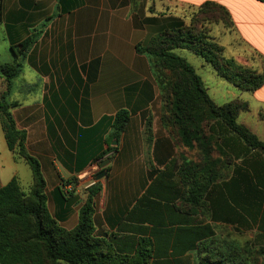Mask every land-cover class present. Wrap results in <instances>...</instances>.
Instances as JSON below:
<instances>
[{
	"label": "crops",
	"instance_id": "0c3cea01",
	"mask_svg": "<svg viewBox=\"0 0 264 264\" xmlns=\"http://www.w3.org/2000/svg\"><path fill=\"white\" fill-rule=\"evenodd\" d=\"M178 1L0 0V66L16 60L12 48L35 38L18 77L9 86L0 79V97L15 105L10 113L26 135V153L39 163L46 208L64 230L75 229L89 189L97 183L93 234L115 251H161L165 264H218L222 258L264 264V186L248 168L235 177L229 165L210 187V215L192 207L188 196L203 192L195 185L192 194L190 183L200 186L202 179L182 177L180 170L184 162L199 160L198 152L192 157L163 127L150 65L135 52L136 45L164 30L187 25L184 17L156 14L157 7L190 3L196 14L211 3L224 8L232 21L231 28L208 25V37L222 57L264 75V3ZM202 63L200 68L211 70L218 84L239 92L223 98L224 104H245L237 123L264 143V82L255 91H243ZM121 110L130 119L115 141L111 125ZM104 154L110 160L106 176L91 181L90 172ZM13 178L24 193L31 190L30 167L8 150L0 124V188Z\"/></svg>",
	"mask_w": 264,
	"mask_h": 264
},
{
	"label": "trees",
	"instance_id": "16d2710c",
	"mask_svg": "<svg viewBox=\"0 0 264 264\" xmlns=\"http://www.w3.org/2000/svg\"><path fill=\"white\" fill-rule=\"evenodd\" d=\"M256 1L264 3V0ZM207 8L215 10L213 15ZM212 22L232 27L230 15L224 8L206 3L194 14L190 24L178 23L152 37L147 44L135 47L137 54L147 58L158 87L163 127L182 146L198 152L199 160L184 162L180 175L202 179L200 186L193 181L190 185L192 194L197 185L203 196H188V201L192 207H201L204 215H210L211 211L210 187L222 179L221 169L229 165L234 166L235 177L241 176L243 167L248 168L251 178H259L260 185L264 186V143L237 123L238 114L246 105L239 100L216 105L194 68L173 52L176 49L191 51L238 89L251 92L258 89L264 75L222 57L221 48L208 37V25ZM34 43L32 37L12 48L16 60L0 66V79L7 86L21 73V61ZM12 107L15 105L0 97L2 132L8 150L30 167L33 185L24 193L13 178L0 188V264H165L161 251L140 249L133 254L121 253L94 236L93 199L100 190L97 183L89 189L75 229L66 231L58 225L46 208L45 183L39 163L26 153V135L16 129L10 113ZM129 119V113L124 110L116 113L111 125L113 140H119ZM147 128L149 136V124ZM110 151H116V147L107 153ZM237 161L239 164L234 163ZM218 264L242 263L222 258Z\"/></svg>",
	"mask_w": 264,
	"mask_h": 264
},
{
	"label": "rangeland",
	"instance_id": "374dc122",
	"mask_svg": "<svg viewBox=\"0 0 264 264\" xmlns=\"http://www.w3.org/2000/svg\"><path fill=\"white\" fill-rule=\"evenodd\" d=\"M175 3H178V0H173ZM195 5H192L190 3H186V5L181 6L179 8L178 6L171 5L170 8H163V7H157L154 12L158 15L162 14H172L180 17H184L186 24H190L192 21V18L194 16L193 12H195ZM207 11L211 15L215 12L214 9L207 8ZM196 25V24H195ZM176 55L186 60V62L191 65L198 74L205 80L206 88H207V94L208 96L213 99V101L221 106L225 103L227 97H231L232 94H238L239 92L234 89L233 87H230L225 82L223 83H217L215 79L213 78V73L211 70L207 69L205 72L203 69L200 68V65H203V59L196 56L194 53L188 50H182V49H176L173 51ZM202 63V64H201ZM204 66H207L204 64ZM208 67V66H207ZM210 68V67H209ZM224 84V85H223ZM192 157H195L197 155L196 151H191ZM23 183V182H22ZM23 185V184H22ZM23 189L26 190V188L23 186Z\"/></svg>",
	"mask_w": 264,
	"mask_h": 264
},
{
	"label": "water",
	"instance_id": "95a60500",
	"mask_svg": "<svg viewBox=\"0 0 264 264\" xmlns=\"http://www.w3.org/2000/svg\"><path fill=\"white\" fill-rule=\"evenodd\" d=\"M116 144V143H115ZM110 163V160L109 159H106V160H103L101 163H100V169H101V172L98 173L95 177H94V180L95 181H99L101 179H103L105 176H106V167L109 165Z\"/></svg>",
	"mask_w": 264,
	"mask_h": 264
},
{
	"label": "built area",
	"instance_id": "2783aa9c",
	"mask_svg": "<svg viewBox=\"0 0 264 264\" xmlns=\"http://www.w3.org/2000/svg\"><path fill=\"white\" fill-rule=\"evenodd\" d=\"M100 163H96L93 166V170L90 172L89 178L91 179V181H94V177L99 173L100 170Z\"/></svg>",
	"mask_w": 264,
	"mask_h": 264
}]
</instances>
